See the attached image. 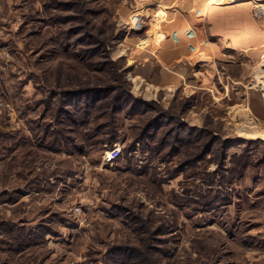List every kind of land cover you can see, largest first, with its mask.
Segmentation results:
<instances>
[{"label":"rangeland","instance_id":"obj_1","mask_svg":"<svg viewBox=\"0 0 264 264\" xmlns=\"http://www.w3.org/2000/svg\"><path fill=\"white\" fill-rule=\"evenodd\" d=\"M209 2L0 0V264H264V51L183 62ZM85 81L131 94L113 142L110 112L66 93Z\"/></svg>","mask_w":264,"mask_h":264},{"label":"crops","instance_id":"obj_2","mask_svg":"<svg viewBox=\"0 0 264 264\" xmlns=\"http://www.w3.org/2000/svg\"><path fill=\"white\" fill-rule=\"evenodd\" d=\"M188 1L189 0H187V2ZM198 4H199V0H196L195 5ZM252 4L264 5V0H240V1L237 0L228 4H217V3H213V0H211L208 3V6L206 7L207 11H205L204 17H202L203 20L206 16H207V20L209 19L206 30L207 34L205 36L204 28L199 30H196L195 28L194 29L195 33L187 37V39L190 38L189 39L190 44L187 47L183 46L182 49L183 52L181 51L183 62H186L187 58L188 59L198 58V60L199 58H203L200 60L207 61L209 59L206 58L209 55L213 56L219 50L234 51L238 49H247L246 51H240L241 56L242 55L246 56L247 54H249L253 56L255 60H257L258 53H262L264 51V21L259 17H255L254 11H252L251 8ZM197 14H199V8ZM228 54H232V53L229 52ZM180 71H181L180 69L176 70V74H178L176 75V78L178 79V81L181 79L182 82H184V79H186L188 75L186 74L185 71H181V72ZM190 79L193 78L191 77ZM11 120L12 119H9V121L7 122L10 125L12 124ZM27 128L28 126H26V129ZM14 130L16 131L17 134L19 133L20 136L18 137L17 134H15V136L17 137L12 140L13 142L11 141L13 146H16V141L20 145H23V143H21L20 140L23 139L24 135L27 139L28 138L32 139V135H28L30 133L25 134L26 133L25 127H22V129H14ZM7 133H9V131L1 130L0 139L1 140L4 139L10 142L9 141L10 139L8 138V136H6ZM5 148H7V145L2 147V150ZM32 151H33V146L31 152ZM0 158L4 159V156ZM23 158H24V154H23V150L21 149L20 151H17V153H15V155L9 159L10 161L13 160L15 162L19 161L20 174L17 176L21 180H24L23 178H21L23 176L22 169L24 167ZM29 190L31 191H24L23 189L16 190L15 192L17 193L16 194L17 196L14 203H18L22 199L24 200L25 196H27L31 192H34V189H31V187L29 188ZM4 198L7 197L4 195ZM5 202H7V200L5 199L1 201L0 206L2 205V203ZM0 220H5V219L0 218Z\"/></svg>","mask_w":264,"mask_h":264},{"label":"trees","instance_id":"obj_3","mask_svg":"<svg viewBox=\"0 0 264 264\" xmlns=\"http://www.w3.org/2000/svg\"><path fill=\"white\" fill-rule=\"evenodd\" d=\"M88 23V22H87ZM90 23V22H89ZM90 32V31H89ZM86 34H88L89 35V37H87V38H82V39H86V40H88V42H87V46H91L92 48H94V50L93 51H97V50H99L102 46H105L106 44H105V40H107V39H109V38H107V37H100V38H97L92 32H90V33H86ZM100 36H102V35H100ZM80 53H84L83 52V50H80ZM84 55V54H83ZM90 55H86V57H85V62H88L87 61V58L89 57ZM62 70L60 69V67L57 69V80H60V78H62ZM70 76L71 77H73L72 75H69V74H66L65 75V78L66 79H69L70 78ZM121 79V78H120ZM119 79V80H120ZM59 83H60V81H59ZM88 83H90V82H88ZM86 81L85 82H83V84H77L79 87H76L75 85H73L74 87L72 88V86H71V89L72 90H75V91H68V89H66L68 92H66L67 94H71V95H73V94H76V95H78V96H81V97H84V98H86V101L85 102H83V103H86V104H88L87 105V107L89 106V102H87V99L90 97V96H93V101L94 100H96L97 99V101H96V104H95V109H101V108H103L104 110H106V111H108V112H110V114L109 113H107V115H109V117H110V119L105 123V124H101V125H96V128H94V130H98L97 128H100V129H102V128H104L105 126H107V125H109V126H112V128H113V132L114 133H111V134H109V136H108V133H109V131H107L106 129L104 130V129H102V130H98V131H101L102 132V134L104 135L103 137H101L102 139H105L106 137H109V142H113L115 139H116V135H115V123H114V120H115V118H116V114H117V112L120 110V108H122V106H127L126 104H128V102H129V97H130V92L128 91V90H126V91H124V93L122 94V92L121 91H118L117 90V88L116 87H114V86H111V85H109V84H104V86H109V87H104V86H102V85H98V84H101V83H98V84H96V86H91V85H89ZM62 87H65V86H60L59 88H62ZM67 88H70V87H67ZM112 100V101H111ZM62 106H60V108L58 109V112H62L63 111V109H64V107H62ZM81 108H86V106L85 107H81ZM90 111V109L88 108L87 110H86V112H87V114H88V112ZM106 111H104V112H102L101 114H104V113H106ZM91 112H90V116H91ZM112 114V115H111ZM61 116V115H60ZM112 116V117H111ZM95 117V116H94ZM108 117V118H109ZM84 122H88V121H83L82 123H84ZM150 126V123L149 124H147L146 125V127H145V129L143 130V133H142V135L140 136V140H142L143 139V137H144V133L147 131V129H148V127ZM192 130H194V129H192ZM6 136H8V138L9 139H11V137H10V135L7 133V135ZM88 138H91V135L90 134H88ZM28 140H31V144L33 145V137H32V139L31 138H26L25 137V135L23 136V139H21L20 140V142L21 143H23V145H26V142L28 141ZM37 141H38V139H37ZM103 141H106V139L105 140H103ZM157 143L159 144L160 143V141L158 140L157 141ZM198 143V142H197ZM19 143L16 141V145H18ZM195 144L196 143H193L192 145H191V147L194 149L193 151H192V155H191V157H189V158H191V161H189L188 163L189 164H195L196 163V161H197V157L198 156H200V157H204L208 152H209V150L210 149H205V147L207 146H205L204 148L203 147H201V146H195ZM199 144V143H198ZM38 145V144H37ZM202 150V156L201 155H199L200 153H196V152H198V151H201ZM23 152H24V149H23ZM29 152H31V150H29ZM29 152H27L26 151V153H29ZM33 152V151H32ZM19 155V154H18ZM197 155V156H196ZM194 156H196L195 158H192V157H194ZM199 158V157H198ZM24 159H25V156H24V158H23V161H24ZM15 166H19V165H15ZM21 231H23V227H22V229H21ZM135 259V258H134ZM135 264H143V260H142V258H140V260H139V257H136V261H135Z\"/></svg>","mask_w":264,"mask_h":264},{"label":"bare ground","instance_id":"obj_4","mask_svg":"<svg viewBox=\"0 0 264 264\" xmlns=\"http://www.w3.org/2000/svg\"><path fill=\"white\" fill-rule=\"evenodd\" d=\"M232 1H234V0H215V2H217V4H220V3H227V2H232ZM240 1V0H239ZM135 15H138V14H132L131 15V19H132V21L134 22L133 24H135V23H137L136 21H137V17H135ZM138 26V25H137ZM173 40H175V37L173 38ZM158 43V46H159V49H160V52H165V49H167L168 48V46L166 47L165 45V43H164V46H162V44H161V42L159 41V42H157ZM156 47V46H155ZM155 50V49H154Z\"/></svg>","mask_w":264,"mask_h":264},{"label":"built area","instance_id":"obj_5","mask_svg":"<svg viewBox=\"0 0 264 264\" xmlns=\"http://www.w3.org/2000/svg\"><path fill=\"white\" fill-rule=\"evenodd\" d=\"M77 210H79V208H77Z\"/></svg>","mask_w":264,"mask_h":264}]
</instances>
